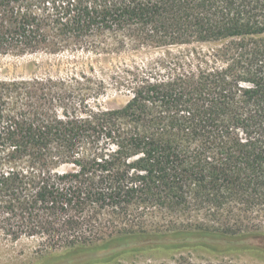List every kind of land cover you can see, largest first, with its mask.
Returning a JSON list of instances; mask_svg holds the SVG:
<instances>
[{
  "label": "trees",
  "instance_id": "obj_1",
  "mask_svg": "<svg viewBox=\"0 0 264 264\" xmlns=\"http://www.w3.org/2000/svg\"><path fill=\"white\" fill-rule=\"evenodd\" d=\"M260 36L264 0H0L2 55L209 45L227 63L194 75L173 70L178 57L116 66L111 76L124 78L127 103L91 109L80 97L81 112L67 107L76 92L62 82L0 78V234L40 238L45 253L35 264L137 256L166 264L160 256L197 251L264 258L261 233L147 221L198 185L264 189ZM192 56L206 61L200 51ZM225 140L238 148L220 159L200 150Z\"/></svg>",
  "mask_w": 264,
  "mask_h": 264
},
{
  "label": "rangeland",
  "instance_id": "obj_2",
  "mask_svg": "<svg viewBox=\"0 0 264 264\" xmlns=\"http://www.w3.org/2000/svg\"><path fill=\"white\" fill-rule=\"evenodd\" d=\"M260 37L258 38H264V36ZM194 49L189 46L167 49L128 46L122 49L112 48L105 52L91 48H70L57 53L40 51L24 55L0 54V78H51L59 84L62 82L61 88L75 90V98L67 105L72 111H82L78 102L80 97L85 99L87 108L114 109L126 104L131 97L123 81L124 78L120 76L115 80L111 76V70L116 66H143L153 64L157 60L171 61L178 57L180 62L173 67V70L194 75L199 69L208 71L211 68H221L227 65L222 59L212 57V47L209 45L197 46ZM196 51L205 55V62H200L192 56V53ZM242 85L245 87L247 84ZM235 133L241 143L251 142L243 130L236 129ZM231 142L233 140H225L223 145H202L200 150L205 149L208 159L209 157L220 159L224 151L237 150L238 147ZM197 145L199 143L195 141L190 147L191 149L196 148ZM237 165L242 168L243 172L239 173V178L242 179L247 172L241 163ZM258 178L259 181L264 182L263 176ZM195 189L199 191L195 192ZM185 198V203L174 204L173 208L157 205L154 215L147 221L152 220L154 224L161 226L183 223L191 227H229L239 229L241 233L264 234V189L259 190L252 184L245 186L241 191L229 190L222 186L209 189L198 185L190 191L187 190ZM44 253L41 239L38 237L22 236L11 241L0 234V264H35L42 259ZM160 259L158 263L166 264H173L176 259H182L183 263L190 264H264V258L254 252L225 255L203 251L182 252L173 256L162 255ZM149 262L150 260L146 257L137 256L120 260L116 264Z\"/></svg>",
  "mask_w": 264,
  "mask_h": 264
}]
</instances>
